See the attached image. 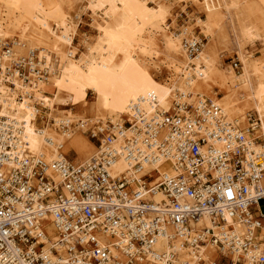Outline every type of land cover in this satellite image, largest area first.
I'll list each match as a JSON object with an SVG mask.
<instances>
[{
    "label": "built area",
    "instance_id": "built-area-1",
    "mask_svg": "<svg viewBox=\"0 0 264 264\" xmlns=\"http://www.w3.org/2000/svg\"><path fill=\"white\" fill-rule=\"evenodd\" d=\"M193 36L184 44L190 57L203 44ZM12 47L0 44L4 84L12 87L14 75L24 82L48 76L35 52L13 58ZM3 56H9L5 68ZM133 112L122 123L107 120L85 132L97 151L82 164L20 157V129L0 117V264H179L176 250L154 249L159 238L180 248L213 247L216 264H264V141L253 136L256 118L241 130L207 100L176 102L151 119ZM122 155L133 174L113 176ZM159 158L168 171L135 179L143 164ZM155 192L164 196L159 203L151 200ZM46 218L62 252L54 243L45 250Z\"/></svg>",
    "mask_w": 264,
    "mask_h": 264
},
{
    "label": "bare ground",
    "instance_id": "bare-ground-1",
    "mask_svg": "<svg viewBox=\"0 0 264 264\" xmlns=\"http://www.w3.org/2000/svg\"><path fill=\"white\" fill-rule=\"evenodd\" d=\"M61 2L70 8L68 0H0V44L6 40L13 43L10 50L13 58L35 52L38 69L48 75L43 79L31 75L29 82L14 75L8 80L12 87L0 79V117L20 129L17 146L20 157L41 156L47 162L66 157L82 164L97 151V146L85 136L95 125H105L107 120L122 123L125 117L131 119L134 109L151 119L156 111H172L176 102L198 106L207 99L221 109L225 121L241 130L251 125L250 112L256 114L253 118L258 128L253 136L264 141V51L257 58L246 51L257 42L264 46V11L260 8H254L260 18L256 25L249 20L240 0H175L178 6L183 3V8L187 2L201 6L206 21L195 20L206 40L211 38L212 28L230 23L229 41L237 55L236 61L241 63L240 72L234 74L233 69L223 67L208 43L195 58L188 55L182 32L190 36L192 30L183 27L178 33L170 31L167 24L172 16L170 4L160 0H85L82 13L90 14L96 22L95 36L89 39L80 36L67 21ZM259 2L264 5V0ZM76 38L81 39L85 54H78L74 46ZM8 58L3 56L2 68ZM161 68L169 75L158 80L154 73ZM230 81L234 89L228 86ZM216 89L222 96L218 97ZM88 92L95 95L94 103L76 121V133L71 135L68 125L74 123L73 115L56 116L53 108L67 107L74 100L82 102ZM38 106L50 112L43 127L37 124ZM125 135L129 137L130 132ZM121 143L119 139L117 150L121 149ZM69 152L74 154L73 160L65 156ZM142 166L135 175L137 180L152 169L159 173L170 169L169 163L163 164L160 158L154 165ZM128 169V175H132L131 165L122 155L114 163L112 175ZM155 183L154 180L150 184ZM162 199L160 192L151 197L155 203ZM202 223L208 224V219L203 218ZM43 226L46 252L53 243L62 252L49 218ZM154 249L176 250L179 264H199L198 259L205 264H216L211 262L214 248L209 246L200 250L180 248L177 242L169 246L165 238H159ZM111 252L117 256L116 250Z\"/></svg>",
    "mask_w": 264,
    "mask_h": 264
},
{
    "label": "rangeland",
    "instance_id": "rangeland-1",
    "mask_svg": "<svg viewBox=\"0 0 264 264\" xmlns=\"http://www.w3.org/2000/svg\"><path fill=\"white\" fill-rule=\"evenodd\" d=\"M68 1L70 2V8H67V4H65L64 2H61L62 10L64 14L66 15L67 21L72 26L75 27V29L79 32L80 36H86L87 38L92 39L96 33V22L93 20V18H91L90 14L86 15L82 13V8L85 5V0H68ZM160 1L162 3L164 2L167 5L170 4L171 6L170 8H171L172 16L167 21L168 26H170L171 32L178 33L183 27H189L192 30V34H191L192 36L185 35L182 32L183 45L186 42H188L191 38H193L194 37L193 35H196L199 38L203 39L202 46L208 43V47L219 56V60L222 62L224 68H229L230 70L233 69L232 63L236 61L237 55L234 51H232V48H231L232 46L230 44L231 41H229L232 38V32H231V27H230L229 22H225L224 24L219 25L217 29L212 28L211 38L209 40H206L204 38V34L199 28L200 25L198 23L199 20L206 21V16L203 13L200 5L196 3H192V2H187L183 8V6H181L183 3H180L179 4L180 6H178L175 0H160ZM240 1L242 4V7H244L243 9L244 12L247 15H249V20H251V22H254L256 25L259 24L258 22L260 18L257 13L256 14L254 13V8H260L262 11H264V5L261 4L259 0H240ZM195 18L197 19L199 18L198 21L195 20ZM158 44L161 45V42L159 41ZM74 46L78 50L79 55L85 54L86 51L83 47V43L81 39L76 38L74 40ZM246 51L250 52L254 57L257 58V57H260L261 52L264 51V46L261 45V42H257L247 47ZM191 58H195V57H191ZM161 60L163 61L162 58ZM179 60H181L180 57H179ZM239 72H240V69L239 71L233 69L234 74H238ZM172 73L173 74L175 73V68H172L171 74ZM154 74H156L158 80H163L167 78L169 75L167 70L164 68H161L160 71H156V73ZM47 83L51 84V81H48ZM228 86L234 89L233 81L232 82L230 81L228 83ZM215 92L219 93L218 97L222 96V93H220L219 89H216ZM94 96L95 95L93 94V92H88L85 100L82 102H78L74 100L72 104L67 107H54L53 108L54 114L56 116H66L67 115V117H69L71 116V114L73 115L72 119L74 123L73 124L70 123L68 125L69 131H71V135L76 133L74 130L76 129L75 127L76 121L79 119H82L83 115L88 113L90 105L94 103ZM37 108L39 109V113H40L37 124L42 125L43 127L44 122L46 121V116L49 115L50 112L41 106H38ZM250 115L252 117L256 116V114H254L253 112H250ZM85 136L89 139L90 142H92L95 146H97L86 134ZM65 156H67L68 158L72 160L74 158V154L72 152H69ZM49 238L52 241L56 240L55 237H49ZM213 255L214 257L212 258L211 262L215 263V259L218 258L215 249L213 251Z\"/></svg>",
    "mask_w": 264,
    "mask_h": 264
}]
</instances>
